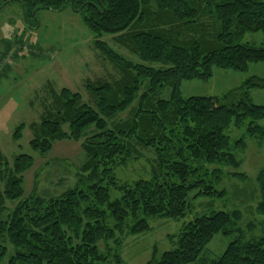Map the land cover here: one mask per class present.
<instances>
[{"label":"trees","instance_id":"trees-1","mask_svg":"<svg viewBox=\"0 0 264 264\" xmlns=\"http://www.w3.org/2000/svg\"><path fill=\"white\" fill-rule=\"evenodd\" d=\"M10 3L25 19L40 10L78 13L120 78L86 84L88 104L68 89L53 93L50 110L33 125V153L46 154L57 141L81 142L86 160L72 188L19 201L33 158L20 154L0 167V238L12 250L8 255L0 243V264H127L121 250L128 237L151 232L156 220H184L199 199H224L215 188L224 178L246 179L237 154L247 139L264 146V106L250 98L251 90H264V78L249 77L221 97H183L181 85L207 82L215 69L247 73L264 63V0H0V10ZM205 18L214 22L211 33ZM256 33L260 46L243 42ZM105 35L140 63L113 51L101 41ZM167 87L170 96L161 99ZM23 128L14 130V142ZM143 150L154 155L151 177L119 181L115 169L140 160ZM256 183V211L264 216V170ZM6 202L18 203L4 216ZM240 221L237 210L194 215L168 236L172 249L158 255L154 248L146 264H197L215 236L236 232L219 257L201 264H264V224L258 238L246 240Z\"/></svg>","mask_w":264,"mask_h":264},{"label":"rangeland","instance_id":"rangeland-1","mask_svg":"<svg viewBox=\"0 0 264 264\" xmlns=\"http://www.w3.org/2000/svg\"><path fill=\"white\" fill-rule=\"evenodd\" d=\"M201 24L208 33L215 27L208 18ZM93 41L92 33L83 24L79 14L70 8L40 10L33 19H25L18 3H10L0 10V167L4 168L6 164L11 166L14 157L20 154L33 158L32 166L22 176L23 196L19 201L32 196L47 199L57 197L76 182L77 170L86 160L81 142L57 141L46 154L33 153L29 142L38 135L33 125L39 124L50 110L53 93L68 89L80 94L84 103L88 104L90 99L85 90L86 84L119 80V71L100 55ZM101 41L126 60L140 63L138 57L113 41L112 36L105 35ZM243 42L260 46L262 35L247 34ZM150 66L161 67L155 64ZM249 77L264 78V63L251 65L247 73L215 69L213 77L207 82H183L181 94L183 97H221L240 87ZM170 91V88H165L159 97L167 100ZM250 98L254 104L264 106V90H251ZM119 118L126 119L127 114ZM20 125L24 126L21 140L14 142L13 132ZM231 132L235 138L243 134L242 129H233ZM141 154L142 158L137 162L130 163L126 168L115 169L119 181L131 184L151 177V169L155 165L154 155L148 150L141 151ZM237 155L242 161L239 172L245 175L244 181L224 178L215 185L217 190L226 193L224 199H199L192 202V212L184 220H156L151 222V232L128 237L121 250L123 261L127 264H146L154 248L158 255L172 249L168 236L176 234L183 222L194 215H210L217 211H239L241 221L238 226L243 238H258L264 216L256 211L260 198L256 178L264 170V146L247 139L246 148ZM17 203L6 202L4 216ZM239 235L236 232L228 236H215L204 256L195 263H209L219 257L228 243ZM0 243L7 246L8 255H11L9 244L1 238Z\"/></svg>","mask_w":264,"mask_h":264},{"label":"water","instance_id":"water-1","mask_svg":"<svg viewBox=\"0 0 264 264\" xmlns=\"http://www.w3.org/2000/svg\"><path fill=\"white\" fill-rule=\"evenodd\" d=\"M72 1V0H71Z\"/></svg>","mask_w":264,"mask_h":264}]
</instances>
